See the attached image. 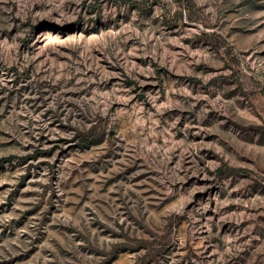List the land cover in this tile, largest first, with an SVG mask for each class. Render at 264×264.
<instances>
[{
  "label": "rangeland",
  "instance_id": "obj_1",
  "mask_svg": "<svg viewBox=\"0 0 264 264\" xmlns=\"http://www.w3.org/2000/svg\"><path fill=\"white\" fill-rule=\"evenodd\" d=\"M0 264H264V0H0Z\"/></svg>",
  "mask_w": 264,
  "mask_h": 264
}]
</instances>
